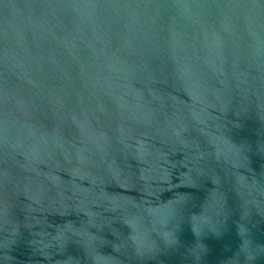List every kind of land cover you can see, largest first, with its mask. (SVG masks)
I'll return each mask as SVG.
<instances>
[{
	"label": "water",
	"instance_id": "95a60500",
	"mask_svg": "<svg viewBox=\"0 0 264 264\" xmlns=\"http://www.w3.org/2000/svg\"><path fill=\"white\" fill-rule=\"evenodd\" d=\"M0 264H264V0H0Z\"/></svg>",
	"mask_w": 264,
	"mask_h": 264
}]
</instances>
